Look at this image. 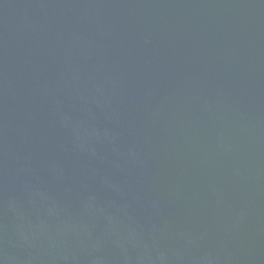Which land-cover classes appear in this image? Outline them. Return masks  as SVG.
<instances>
[{
  "label": "water",
  "instance_id": "obj_1",
  "mask_svg": "<svg viewBox=\"0 0 264 264\" xmlns=\"http://www.w3.org/2000/svg\"><path fill=\"white\" fill-rule=\"evenodd\" d=\"M0 264H264V0H0Z\"/></svg>",
  "mask_w": 264,
  "mask_h": 264
}]
</instances>
